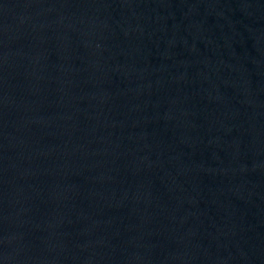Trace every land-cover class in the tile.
Returning a JSON list of instances; mask_svg holds the SVG:
<instances>
[{
    "label": "water",
    "instance_id": "95a60500",
    "mask_svg": "<svg viewBox=\"0 0 264 264\" xmlns=\"http://www.w3.org/2000/svg\"><path fill=\"white\" fill-rule=\"evenodd\" d=\"M0 264H264V0H0Z\"/></svg>",
    "mask_w": 264,
    "mask_h": 264
}]
</instances>
